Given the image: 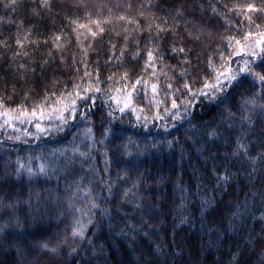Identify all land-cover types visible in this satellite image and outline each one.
<instances>
[{"label":"trees","instance_id":"16d2710c","mask_svg":"<svg viewBox=\"0 0 264 264\" xmlns=\"http://www.w3.org/2000/svg\"><path fill=\"white\" fill-rule=\"evenodd\" d=\"M261 76L264 0H0V112L94 141L0 128V264H264Z\"/></svg>","mask_w":264,"mask_h":264},{"label":"rangeland","instance_id":"374dc122","mask_svg":"<svg viewBox=\"0 0 264 264\" xmlns=\"http://www.w3.org/2000/svg\"><path fill=\"white\" fill-rule=\"evenodd\" d=\"M245 44L247 53L257 52L262 46L261 42L256 43V40L252 37L247 38V42H245ZM62 118L63 115L61 113H21L18 115H12L6 112H0V128L2 130H5L9 135L11 134L13 136H21L29 139V141L33 142L35 145V158L32 161L28 160L33 156V154L30 153L29 150L28 152H25V154L19 159L22 165H24L23 167L26 168L27 171H30L32 173H43L46 171V173L58 177L57 171L65 169L61 168V161H64V159H66L68 156L73 157L75 155L79 158L83 157L82 152L76 149L80 148V146L88 147L89 144H91L92 139L86 134L88 128L87 130L83 129L82 132L77 133L76 136L72 137L71 139H62L63 143L64 141H66V145L61 143L59 146L58 142L61 140H57L58 137L54 134V131L56 130L58 132L63 130L65 120L61 121ZM38 138L42 139V145L36 144V139ZM43 144L52 145L53 147L45 152H40ZM43 160L46 161V167Z\"/></svg>","mask_w":264,"mask_h":264},{"label":"snow or ice","instance_id":"6c2138e0","mask_svg":"<svg viewBox=\"0 0 264 264\" xmlns=\"http://www.w3.org/2000/svg\"><path fill=\"white\" fill-rule=\"evenodd\" d=\"M249 10H250V11H254L255 9L250 5V6H249ZM181 51H183V49H181ZM260 79H261V80H264V76H261ZM45 247H47V245H45Z\"/></svg>","mask_w":264,"mask_h":264}]
</instances>
